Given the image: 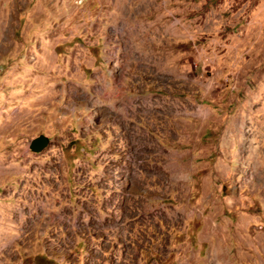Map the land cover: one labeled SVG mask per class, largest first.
<instances>
[{
  "label": "rangeland",
  "instance_id": "374dc122",
  "mask_svg": "<svg viewBox=\"0 0 264 264\" xmlns=\"http://www.w3.org/2000/svg\"><path fill=\"white\" fill-rule=\"evenodd\" d=\"M0 264H264V0H0Z\"/></svg>",
  "mask_w": 264,
  "mask_h": 264
},
{
  "label": "water",
  "instance_id": "95a60500",
  "mask_svg": "<svg viewBox=\"0 0 264 264\" xmlns=\"http://www.w3.org/2000/svg\"><path fill=\"white\" fill-rule=\"evenodd\" d=\"M49 143V138L45 135H40L31 140L29 149L34 153L43 151Z\"/></svg>",
  "mask_w": 264,
  "mask_h": 264
}]
</instances>
